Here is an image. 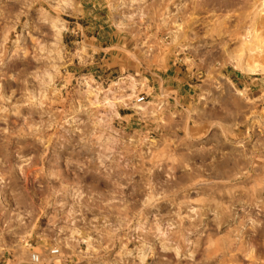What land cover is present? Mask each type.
<instances>
[{"label":"rangeland","instance_id":"1","mask_svg":"<svg viewBox=\"0 0 264 264\" xmlns=\"http://www.w3.org/2000/svg\"><path fill=\"white\" fill-rule=\"evenodd\" d=\"M0 264H264V0H0Z\"/></svg>","mask_w":264,"mask_h":264},{"label":"built area","instance_id":"2","mask_svg":"<svg viewBox=\"0 0 264 264\" xmlns=\"http://www.w3.org/2000/svg\"><path fill=\"white\" fill-rule=\"evenodd\" d=\"M144 99H145L144 97L140 98V99H139V102L144 101ZM52 254H57V252H53ZM39 260H40V257H39L38 255H36V254H33V255H32V261H33L34 263H38Z\"/></svg>","mask_w":264,"mask_h":264},{"label":"bare ground","instance_id":"3","mask_svg":"<svg viewBox=\"0 0 264 264\" xmlns=\"http://www.w3.org/2000/svg\"><path fill=\"white\" fill-rule=\"evenodd\" d=\"M53 252H57V251H53ZM53 252H52V253H53ZM57 253H58V252H57Z\"/></svg>","mask_w":264,"mask_h":264}]
</instances>
